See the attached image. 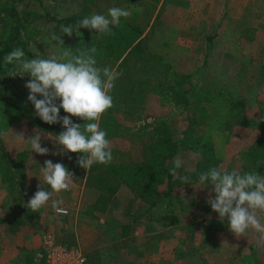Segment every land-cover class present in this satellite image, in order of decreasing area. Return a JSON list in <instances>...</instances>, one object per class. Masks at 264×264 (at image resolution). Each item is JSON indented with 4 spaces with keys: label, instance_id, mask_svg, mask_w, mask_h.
<instances>
[{
    "label": "trees",
    "instance_id": "1",
    "mask_svg": "<svg viewBox=\"0 0 264 264\" xmlns=\"http://www.w3.org/2000/svg\"><path fill=\"white\" fill-rule=\"evenodd\" d=\"M55 1L0 0V113L4 109L7 113L6 128L19 125L28 131L46 128L60 133L65 130L61 124H46L35 115V107L28 101L29 89L25 87L30 75H24L17 69L15 77L9 76L14 66L6 65L4 60L16 48H22L25 58L29 59L36 56L46 59L53 53H59L62 49L57 48L55 44L58 42L51 39L56 34L61 35L65 47L73 50L96 47L98 66H108L120 73L111 92L114 107L99 121L101 129L108 133L113 160L106 165L95 163L88 169L87 187L113 194V183L119 178L147 204L142 210L144 214L161 225L175 226L181 222L180 211L175 204L181 185L179 169L176 177L170 174V169L175 167L174 160L184 151L195 152L198 160L195 169L187 176L190 182L198 184L200 173L210 167H221L226 156L221 143L226 145L227 136L234 137L235 133L246 129L258 131L256 139L233 156L232 161L240 159V165L225 169H237L241 173L257 171L264 175V119H261L264 117V101L258 98L256 89L252 87L248 92H237V83L214 82V77L211 79L204 71L180 73L171 70L164 56L151 50L150 37L169 0H164L159 10L161 0H64L66 5L59 2L54 6L52 2ZM186 1L177 0L175 3L180 5ZM128 4H140L142 9L130 10V17L121 18L120 26L112 28L113 35L99 34L83 27L78 31V22L84 17L94 13L107 15L111 7L128 9ZM62 25L72 26L74 33L71 36L63 34ZM146 28L149 29L144 35ZM43 47L48 50L39 53L37 50ZM151 92L165 103L172 102L186 114V125L179 138L172 136L170 124L165 119H160L158 125L157 121L146 122L145 99ZM39 98L42 97L38 95ZM254 108L260 112L258 118L254 116ZM10 109L14 112L11 113ZM60 114L69 115L63 109ZM71 118L75 123H85L78 117ZM140 121L144 124L132 127ZM150 124L152 128L148 129ZM218 132L225 137L217 139ZM124 141L140 145L141 158L135 159ZM0 143L3 144L0 153L1 185L13 195L20 209V214L10 220L11 227L16 230L30 223L37 225L39 211L27 208V202L38 186L27 178L28 172L33 170V158L25 149L11 157L1 136ZM82 155L68 152L64 165L72 169Z\"/></svg>",
    "mask_w": 264,
    "mask_h": 264
},
{
    "label": "rangeland",
    "instance_id": "2",
    "mask_svg": "<svg viewBox=\"0 0 264 264\" xmlns=\"http://www.w3.org/2000/svg\"><path fill=\"white\" fill-rule=\"evenodd\" d=\"M63 1L56 0L52 3L56 6L55 3L64 4ZM163 1L161 0L158 3V10ZM247 1L248 4H246V0L244 2L239 0L236 4L232 0H187L182 3L183 6H180L181 4L177 6L178 3H175L177 0H169L156 25L157 28L150 37L151 50L163 55L165 62L170 64L171 70L180 73H193L196 70L204 71L211 79L214 77V82L216 80L222 83H237V92H248L250 88L253 89L252 87H254L258 92V98L264 101V0L262 2L259 0ZM54 6H51V8L54 9ZM134 9L141 11L142 6L140 4H128V10L134 11ZM158 10H156L155 15ZM153 21L154 17L150 24ZM148 29L146 28L144 35ZM46 50L48 49L43 47L37 51L43 53ZM205 77L208 78V76ZM145 106L147 123L157 121L158 125L160 119H165L170 124L172 136L174 138L182 136L186 125V114L180 108L174 106L172 102L165 103L160 96L152 92L147 95ZM254 109V116L258 118L260 112L258 109ZM10 110L11 113L14 112L13 109ZM6 114L5 109L3 113H0V132L5 133L1 136L5 141L4 146L11 157H15L23 149L28 151V155L33 158L34 162H32L33 170L31 169L28 172L27 178L30 182H36L40 185L44 180L40 172L41 166H44V161L52 160L53 163L64 164V159L59 160L53 158L52 155H39L32 152L30 143L26 140L33 136L36 131H39L43 138V147L49 149L53 147L60 148L62 146L54 144L56 135L59 132L47 131L46 128H34L32 131H28L19 125L6 128ZM143 124L144 121H140L131 125H133V128H138ZM25 125L27 126V123ZM148 127V129H151L152 124ZM21 133L24 134L25 140L18 139L17 134ZM235 134L234 137L227 136L226 145L223 143L222 146L221 143V149L225 150L224 154L226 155L221 164L224 169H231L242 163L240 159L232 161L233 156L239 154L252 143L258 135V131L246 129ZM216 137L220 140L225 137V134L218 132ZM124 145L131 148L135 159L141 158L140 145L129 141H124ZM2 149L3 144L0 143V153ZM180 158L184 161V164L178 173L181 188L177 191V197L179 198L175 204L180 211L181 222L179 228L186 234L177 241L180 245L178 258L181 257L182 260L180 259L174 264H205L207 262L205 261L206 256L208 259L213 257L215 264H225L221 260L227 258L226 256L228 258L232 256H234L232 258L239 257V254H237L240 248L239 245H242L245 239V255H247L245 260L247 263L254 264L255 259H260L264 264V242H258L259 234L250 229L246 237H235L229 230L227 219L221 222L218 213L212 211L207 203L212 186L210 185L207 189H204L199 184L193 182H190L192 185L184 184L181 181V176H187L188 172L195 169L198 155L195 152L184 151ZM83 173L85 172L82 167L79 171H76L79 178H82ZM120 181L117 178L113 183L114 187L119 186V190L115 195V200L106 207V211L86 209L87 217L85 215V219L74 222L71 225V230L69 225H64V230L63 228H57L58 232L67 235L70 230L73 237L67 240L72 244H78L83 249L85 246L92 247L96 245V241L105 240L108 242L111 230L115 227L114 223L116 222L123 223L128 221L129 218H134L136 222H140L142 210L147 204L139 200L137 194ZM87 196L93 200L97 194L91 192ZM105 202L100 201V208L107 205ZM0 204V213L2 214L7 210H18L15 198L3 187H0ZM261 216L264 219V213ZM169 229L167 227V230ZM220 232L223 233V236H220ZM238 238L237 251L233 252V247L230 246L228 240H237ZM249 246L250 248H248ZM255 246L256 248H254ZM98 247H101V245ZM250 249L256 251L251 253ZM106 250L108 249L103 251ZM208 261L207 263L211 262V260Z\"/></svg>",
    "mask_w": 264,
    "mask_h": 264
},
{
    "label": "clouds",
    "instance_id": "3",
    "mask_svg": "<svg viewBox=\"0 0 264 264\" xmlns=\"http://www.w3.org/2000/svg\"><path fill=\"white\" fill-rule=\"evenodd\" d=\"M131 14L128 9L111 7L107 15L94 13L84 17L78 22V31L83 27L96 30L99 34L113 35L112 28L119 27L121 18L126 19ZM61 32L68 36L74 33L72 26L63 25ZM51 39L58 42L55 45L62 51L46 59L38 56L25 58L22 48H16L4 57L6 65L14 66L9 76L15 77L17 69L24 75H30L31 79L25 87L29 89L28 101L34 105L35 115L46 124H61L65 129L56 135L54 144L62 146L58 151L42 146L43 138L39 131L26 141L30 143L32 152L39 155L82 153L77 158V164L87 170L95 163L109 164L113 160L110 140L99 121L114 107L111 92L120 73L108 66H98L94 46L73 50L64 46L61 35L53 34ZM38 95L42 98L38 99ZM61 109L69 115L61 116ZM71 117H78L85 123H75ZM3 135L5 133L0 132V136ZM17 137L25 140L23 133L17 134ZM183 164L178 156L170 174L176 177ZM40 172L51 190L38 185L34 196L27 202V208L37 212L50 202L57 214L67 215V209L60 207L63 199L53 197L61 191L71 190L75 181L74 172L63 163H53L52 160L44 161ZM180 179L184 184H191L188 176H181ZM197 183L204 187L212 186L207 203L212 211L218 213L221 222L227 219L232 233L237 237H246L251 229L259 234L258 242H264V219L261 216L264 213V175L257 171L241 173L237 169L229 171L222 167H210L200 173Z\"/></svg>",
    "mask_w": 264,
    "mask_h": 264
},
{
    "label": "crops",
    "instance_id": "4",
    "mask_svg": "<svg viewBox=\"0 0 264 264\" xmlns=\"http://www.w3.org/2000/svg\"><path fill=\"white\" fill-rule=\"evenodd\" d=\"M237 1L239 2V0ZM237 1L232 0V2L236 4ZM259 1L262 2V0ZM248 3L249 2L246 0V4ZM177 6L179 5L177 4ZM180 6H183V4ZM57 148L53 147L50 151H58L59 147ZM52 156L60 160L65 159L66 154ZM32 162L34 161L32 160ZM80 168L81 167L78 165H75L70 169V171L75 174V181L71 185V190L61 191L57 195L55 194L57 197H53L54 199H63L64 203L60 205V207L67 208L69 214H57L49 202L47 206L39 210V224L34 225L30 223L20 226L15 230L11 227L10 220L20 214V209L17 207V211L16 209H11L3 212V214L0 213V264H34L36 252L42 249V236L45 231H52L60 242L79 246L67 240L73 237L70 231L71 225L76 221L79 222L81 219H85V215L87 214L86 209L106 211V207L115 200V195H117L119 190V186H113L115 192L109 194V192L100 190L96 187H87L85 179L88 170L83 168L85 173L81 176L82 178H79L76 171H79ZM44 182L43 180L42 186L46 190H51L50 186ZM0 187H2L1 180ZM91 192L97 194L93 200L89 199V196L86 197V195ZM101 200L104 202L106 200L105 203L107 205L103 208L99 206ZM88 214L91 216L90 213ZM140 217H142V219L139 220L140 222H136L134 218H129L126 222L114 223L115 227L111 230L108 242L105 240L96 241L97 247L96 245L92 247L85 246L83 251L89 258V264H174L179 261L181 259V257L178 258V254H180V245L177 241L186 234L179 228L180 223L175 226H169L168 228L170 229L167 230V226L152 220L149 215L144 214L143 211ZM124 224L126 225L124 226ZM64 225H69L70 227V233L67 232V235H62V233H59L57 230V228L62 229ZM64 229L65 228H63V230ZM219 231L221 230L219 229ZM219 234L223 236V233L220 232ZM235 237L237 236L235 235ZM238 240L239 238L237 240H228L230 241V246L233 247V252L237 251V244H239ZM245 241L243 240V244H240L241 246L239 245L240 248L237 252V254H239L238 258H232L234 256L228 258V256H226L227 258L221 261L225 264H248L245 260L247 257V255H245ZM99 245H101V247H98ZM248 248H250V246ZM254 248H256V246ZM105 249L108 250L103 251ZM253 251L255 252L256 250H251V253ZM210 258L208 259L206 256L205 261L209 262L208 260H211V262H205V264H215V259L213 257ZM255 263L263 264L260 259H255L254 264Z\"/></svg>",
    "mask_w": 264,
    "mask_h": 264
},
{
    "label": "built area",
    "instance_id": "5",
    "mask_svg": "<svg viewBox=\"0 0 264 264\" xmlns=\"http://www.w3.org/2000/svg\"><path fill=\"white\" fill-rule=\"evenodd\" d=\"M34 261V264H89L81 247L60 242L50 231L43 233L42 249L36 252Z\"/></svg>",
    "mask_w": 264,
    "mask_h": 264
}]
</instances>
